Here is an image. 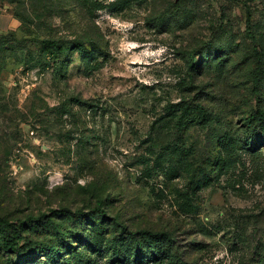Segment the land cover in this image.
<instances>
[{
    "label": "rangeland",
    "instance_id": "374dc122",
    "mask_svg": "<svg viewBox=\"0 0 264 264\" xmlns=\"http://www.w3.org/2000/svg\"><path fill=\"white\" fill-rule=\"evenodd\" d=\"M43 6L0 33V216L56 251L0 264H264V0Z\"/></svg>",
    "mask_w": 264,
    "mask_h": 264
},
{
    "label": "trees",
    "instance_id": "16d2710c",
    "mask_svg": "<svg viewBox=\"0 0 264 264\" xmlns=\"http://www.w3.org/2000/svg\"><path fill=\"white\" fill-rule=\"evenodd\" d=\"M36 3H38V6H35L33 11L30 13L25 12V10H22V7L20 8V6H16L13 8V12L10 9L9 10L12 15L18 17L20 19V21L23 23V25H27V24H31L33 23L34 20H40L41 18L46 17L45 15V8L46 6H43V4H48L49 1L51 0H34ZM48 15V14H47ZM6 32V31H5ZM3 33V32H2ZM87 41L89 42H93L90 39H87ZM45 44L48 46V48H51L53 51L55 52H64V51H68V52H72L73 49L76 47L77 49H81L83 47V41L79 40L78 42H76L74 44V46L68 47L66 45L63 44H59L57 40L54 39H46L45 40ZM70 55V54H68ZM199 57V56H197ZM194 60L192 59V57H190V60L188 62V66L190 68H193L194 65ZM258 66L257 68L254 70V82L259 85V80H260V73L258 70ZM71 101L75 102L76 104H80L82 105L79 99H71ZM67 104V103H65ZM59 109V107H58ZM63 114H69L70 110L67 109L66 106L63 107L62 110ZM263 115V113H260ZM102 204V201L98 200L97 202V207L99 209V211L103 214L102 216H104V211H102V209L100 210V206ZM13 223L10 222L8 219H5L3 217L0 216V245L1 248L6 251V252H13V253H18V247L21 241H24L25 244H40L42 246H44L46 249H48L49 251H56V247L52 244H47V243H43V242H32L30 240H27L18 230H13L11 231L10 227ZM156 239L154 237V235H152L151 232H147V231H143L141 233V240L145 242V245L147 246H151L152 245V240ZM136 241V239H135ZM157 241V240H156ZM112 247L114 249L115 253H118V248L117 245L115 244V242H112ZM136 255L134 254V257Z\"/></svg>",
    "mask_w": 264,
    "mask_h": 264
},
{
    "label": "crops",
    "instance_id": "0c3cea01",
    "mask_svg": "<svg viewBox=\"0 0 264 264\" xmlns=\"http://www.w3.org/2000/svg\"><path fill=\"white\" fill-rule=\"evenodd\" d=\"M14 26L15 19L12 13L7 9L0 11V33L7 31Z\"/></svg>",
    "mask_w": 264,
    "mask_h": 264
}]
</instances>
